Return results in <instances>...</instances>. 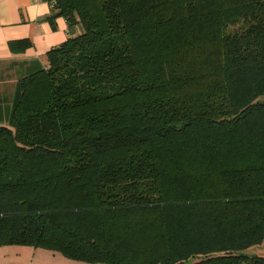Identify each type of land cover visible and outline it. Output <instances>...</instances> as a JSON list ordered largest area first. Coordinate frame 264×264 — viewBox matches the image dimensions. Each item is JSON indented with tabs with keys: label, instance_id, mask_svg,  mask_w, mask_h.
<instances>
[{
	"label": "trees",
	"instance_id": "16d2710c",
	"mask_svg": "<svg viewBox=\"0 0 264 264\" xmlns=\"http://www.w3.org/2000/svg\"><path fill=\"white\" fill-rule=\"evenodd\" d=\"M47 1L81 32L0 109V248L264 264V0Z\"/></svg>",
	"mask_w": 264,
	"mask_h": 264
},
{
	"label": "crops",
	"instance_id": "0c3cea01",
	"mask_svg": "<svg viewBox=\"0 0 264 264\" xmlns=\"http://www.w3.org/2000/svg\"><path fill=\"white\" fill-rule=\"evenodd\" d=\"M51 12L47 0H0V109L4 118L18 78L37 66L46 67L48 51L79 32L63 17H58L53 26L48 20ZM24 39L32 45L23 53L11 52L9 42Z\"/></svg>",
	"mask_w": 264,
	"mask_h": 264
},
{
	"label": "rangeland",
	"instance_id": "374dc122",
	"mask_svg": "<svg viewBox=\"0 0 264 264\" xmlns=\"http://www.w3.org/2000/svg\"><path fill=\"white\" fill-rule=\"evenodd\" d=\"M79 32L76 31L75 36ZM264 99V96L261 97ZM247 255L264 256V242L244 251ZM0 264H90L66 258L60 253H55L43 248L31 246L8 245L0 248Z\"/></svg>",
	"mask_w": 264,
	"mask_h": 264
}]
</instances>
